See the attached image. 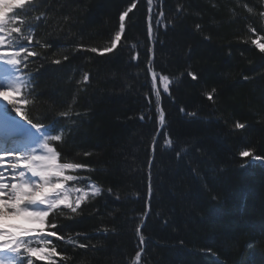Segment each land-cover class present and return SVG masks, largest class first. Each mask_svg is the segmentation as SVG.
Segmentation results:
<instances>
[{"label":"trees","instance_id":"trees-1","mask_svg":"<svg viewBox=\"0 0 264 264\" xmlns=\"http://www.w3.org/2000/svg\"><path fill=\"white\" fill-rule=\"evenodd\" d=\"M133 2L113 53L74 52L77 44L108 46ZM36 3L27 18L46 13L36 36L52 47L45 61L30 65L31 115L50 119L71 106L69 118H58L66 129L58 151L95 169L80 174L102 189L79 216L57 215L59 235L79 233L88 245L53 238L57 252L71 257L57 256V264H134L141 247L140 264H264V164L241 167L238 155L246 147L264 154V54L251 43L264 36V0H152V41L148 0ZM64 55L69 59L51 63ZM149 58L156 73L172 79L161 94L166 123L159 136ZM213 88L214 102L206 96ZM237 120L247 127L235 130Z\"/></svg>","mask_w":264,"mask_h":264},{"label":"snow or ice","instance_id":"snow-or-ice-1","mask_svg":"<svg viewBox=\"0 0 264 264\" xmlns=\"http://www.w3.org/2000/svg\"><path fill=\"white\" fill-rule=\"evenodd\" d=\"M148 4V34L152 38V0H148ZM37 7L36 0H18L12 4L0 0V264H57V256L61 260H70V256L57 252L53 238L73 247L87 248V244L79 243V233L67 237L59 235L62 228L58 226L56 217L63 215L66 219H73L79 216L83 211L82 205L94 200L102 192L101 187L89 182V177L80 174L95 169L69 159L58 151L57 146L66 137V129L59 125L58 118H69L71 106L68 111H60L50 119L34 118L31 115V108L35 104L36 78L30 65L35 64L37 59L45 61L48 50L52 47L47 40L42 41L36 36L38 22H47L46 13L41 12L31 20L27 18ZM135 7L136 3L133 2L120 14L119 28L108 46L97 48L77 44L74 52L89 51L101 56L113 53L122 44L126 17ZM244 7L249 13L253 12L247 5ZM259 15L264 18V12ZM163 16V11H160L157 25L162 23ZM68 19L67 16L64 17L65 23ZM196 27L199 29L200 25L197 24ZM249 31L256 33L257 30L250 25ZM261 41H264V36H258L251 43L264 54V42ZM132 47L135 48V45ZM52 55L55 56V53ZM68 59L69 56L64 55L62 59H52L51 63L59 65ZM132 59H137V56H132ZM40 66L43 67V63ZM148 71L152 76L151 87L156 97L158 122L163 127L166 120L164 110L160 108L157 81L163 84L165 93L169 92L172 81L168 76L155 72L151 58L148 61ZM188 75L192 80L198 79L193 72H188ZM88 79L89 76L85 73L83 80L87 82ZM215 94L216 89L213 88L206 93L207 99L214 102ZM76 115L79 116V113ZM190 115L194 116L195 113ZM143 118L142 116L141 119ZM233 127L235 130H244L247 125L237 120ZM155 142L154 139V146ZM164 143L171 147L173 141L165 139ZM84 155L89 156L91 153L85 152ZM238 155L241 160L246 161L241 167L255 162L264 163V154H257L252 147L240 150ZM108 192L111 193L112 189H108ZM151 193L152 186L149 183V196ZM212 199L216 200L217 197L213 196ZM9 215L22 216L26 223H8L6 217ZM104 231L107 232L108 229ZM136 233L140 245H144L145 237L139 226ZM143 251V247L137 251L134 264H140Z\"/></svg>","mask_w":264,"mask_h":264},{"label":"bare ground","instance_id":"bare-ground-1","mask_svg":"<svg viewBox=\"0 0 264 264\" xmlns=\"http://www.w3.org/2000/svg\"><path fill=\"white\" fill-rule=\"evenodd\" d=\"M6 3L8 4H12V3H15V2H18V0H5ZM7 222L8 223H13V224H25V220L22 216H7Z\"/></svg>","mask_w":264,"mask_h":264},{"label":"water","instance_id":"water-1","mask_svg":"<svg viewBox=\"0 0 264 264\" xmlns=\"http://www.w3.org/2000/svg\"><path fill=\"white\" fill-rule=\"evenodd\" d=\"M154 152H155V150L152 149V159H154ZM152 162H153V160H152ZM149 210H150V207L148 206V212H149ZM144 222H145V220H144Z\"/></svg>","mask_w":264,"mask_h":264},{"label":"rangeland","instance_id":"rangeland-1","mask_svg":"<svg viewBox=\"0 0 264 264\" xmlns=\"http://www.w3.org/2000/svg\"><path fill=\"white\" fill-rule=\"evenodd\" d=\"M93 183V182H92ZM98 186V185H97ZM7 218V217H6Z\"/></svg>","mask_w":264,"mask_h":264}]
</instances>
